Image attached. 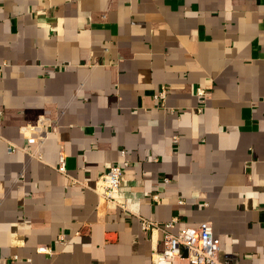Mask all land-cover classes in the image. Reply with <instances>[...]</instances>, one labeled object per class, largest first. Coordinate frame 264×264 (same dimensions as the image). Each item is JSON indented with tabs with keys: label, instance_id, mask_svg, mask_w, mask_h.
Returning a JSON list of instances; mask_svg holds the SVG:
<instances>
[{
	"label": "crops",
	"instance_id": "1",
	"mask_svg": "<svg viewBox=\"0 0 264 264\" xmlns=\"http://www.w3.org/2000/svg\"><path fill=\"white\" fill-rule=\"evenodd\" d=\"M174 216L264 264V0H0V264H154Z\"/></svg>",
	"mask_w": 264,
	"mask_h": 264
},
{
	"label": "built area",
	"instance_id": "2",
	"mask_svg": "<svg viewBox=\"0 0 264 264\" xmlns=\"http://www.w3.org/2000/svg\"><path fill=\"white\" fill-rule=\"evenodd\" d=\"M196 91L202 97H205L207 93L203 86H198ZM166 94V88L162 87L153 95L154 100L160 107L166 108ZM45 125H47V120L39 119L37 126L44 127ZM174 139L177 140L176 137ZM27 140L32 143L37 138L29 137ZM15 148V145H11L8 150L14 151ZM121 155H124L123 150ZM127 165V160L121 163H109L95 183V189L100 196L110 203L120 204L122 207L124 204L120 201L121 185L123 182V170ZM57 169L61 172L65 170L64 158L61 153ZM152 198L157 201L156 195H153ZM175 221L176 216L164 223L140 217L142 229L150 231L153 236L161 233L163 247L161 249L154 247L151 252V260L154 264H233L231 257L220 258L219 240L213 233L210 221H202L196 226H186L177 231H172ZM59 237L63 239V235ZM37 250L51 254V249L46 245H38Z\"/></svg>",
	"mask_w": 264,
	"mask_h": 264
}]
</instances>
